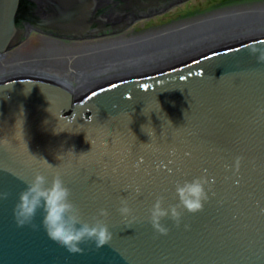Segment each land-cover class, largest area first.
Here are the masks:
<instances>
[{"label":"water","instance_id":"1","mask_svg":"<svg viewBox=\"0 0 264 264\" xmlns=\"http://www.w3.org/2000/svg\"><path fill=\"white\" fill-rule=\"evenodd\" d=\"M182 1L0 0V55L27 27L97 37ZM261 41L264 33L77 93L50 77L2 80L0 264H264V65L248 53ZM37 173L49 184L60 173L85 221L106 210L110 244L71 254L47 237L40 211L36 230L17 227L18 195ZM202 175L214 180L204 210L185 211L179 228L163 220L169 233L157 234L148 220L157 197L176 204L175 185Z\"/></svg>","mask_w":264,"mask_h":264},{"label":"bare ground","instance_id":"2","mask_svg":"<svg viewBox=\"0 0 264 264\" xmlns=\"http://www.w3.org/2000/svg\"><path fill=\"white\" fill-rule=\"evenodd\" d=\"M184 2L185 1L173 4L172 7L181 3L184 4ZM259 5H256V9L249 7H246L244 9H227L229 13H226V10L223 9L219 13L209 14L207 18H205L204 20L201 19L199 21V23L203 24V29L199 31L197 30L198 32L195 30L196 28L193 29L191 27L168 28L163 33H157L154 36L146 35V37L141 38L126 37L125 39L124 31L128 30L129 26H131L129 25L126 29L120 32L122 33L121 37L118 36V39L108 40L103 43L105 48L102 47L104 49L101 51L103 53H101V56L96 55V50H91L92 48H94L92 47L93 43H90L89 40H87L91 37L79 38L58 36L60 38L55 41V44H57L58 46H49V44L47 43L41 44L40 46L42 47L40 48L42 52H44L43 57L45 58L40 59V61L37 60V64H35L33 68L30 66L31 68L29 70H24L29 65L28 63L30 61V58H35L34 55L29 58L25 50V48L27 49V47L24 46L25 42L28 38V35H30L29 31L32 30V27H27L25 30V38L11 50L0 55V65L4 66L12 62L16 64V69L18 70L16 72L17 74L13 77L5 75H8V73H13V71H15L16 69L10 68L12 70L3 71L2 73H0V82L5 79L16 77H38L45 79L50 77L53 80H59L57 79L58 76L56 74H54L55 76L52 77L49 75L50 72L47 69L42 68V65H46L53 66L61 70L64 81L69 84H75L73 85V87L68 84V87L71 86L69 88L71 92L77 93L86 89V85H89V82L98 81L96 79L97 76L100 77L99 79L107 77V68H110V66H112V63L115 64L116 62H118V64L120 65L121 74H126L127 70L129 74L136 71L140 72L144 69L145 70L143 73H148L150 70H155V68H147L148 65L152 66V64L150 63H154V65H160L157 70L170 69L171 67H175L185 63L186 59H192L194 56L210 50L211 48L215 47L214 43L216 44L218 41L224 38V41H226L225 43H228L231 41L239 40L235 38L237 36H239L240 39H243L256 34L264 33V5L262 7ZM216 7H214L213 9H211V7H209L208 9H204L205 13H208L209 10L215 12L214 9ZM229 19L230 21H228ZM216 25L218 28L223 30V33H228L219 34L217 37L215 36L213 38H210L211 36H213L211 35L208 38L209 31L204 32L202 30H204V28L206 30H209L207 29L209 28V26L213 27ZM48 35L52 37V35L54 34L48 33ZM187 36H190L191 38L188 39ZM228 36L232 38L228 40ZM150 40L152 42H150ZM150 43L156 45V47H154V49H156L154 54H151L149 52ZM225 43H219L218 45H222ZM72 44H74V46L69 47ZM120 45L122 46L120 47ZM43 46L46 47V49L43 48ZM207 46H211V48H206ZM58 48L63 50L60 51ZM16 52L18 56H16ZM40 53L41 51L39 50L35 53V55L39 56ZM13 56H16L17 61L10 58ZM47 58L48 60H46ZM171 61L174 62L169 63ZM146 64L147 66H145ZM144 66L146 68L143 69ZM139 68L142 70L138 71ZM89 69L93 70L92 73H89Z\"/></svg>","mask_w":264,"mask_h":264},{"label":"clouds","instance_id":"3","mask_svg":"<svg viewBox=\"0 0 264 264\" xmlns=\"http://www.w3.org/2000/svg\"><path fill=\"white\" fill-rule=\"evenodd\" d=\"M248 53L256 58L258 64L264 65V46L253 45L248 49ZM241 159L242 157L236 158V168L239 167ZM225 170L231 171L232 166L225 165ZM24 182L26 188L19 193L18 202L13 209L17 227L30 225L36 230L37 226L32 221L40 211L43 215L42 227L47 237L71 254H82L84 249L81 245H94L98 251L110 244L113 233L106 223L109 213L101 209L99 215L92 218L91 223L85 221L81 209L70 199L71 190L65 185L60 173L53 176L50 184L47 177L40 173L31 181ZM212 184L214 180L210 181L206 175L177 183L174 199H177L178 203L167 207H164L165 197H157L149 209L148 217L153 230L161 236H167L169 229L162 223L163 220H171L175 227L179 228L185 211L193 215L202 212L204 205L209 202ZM140 194V189H136V195ZM8 196L7 192H0V200H6ZM120 205L118 212L121 217L127 219L132 216L127 198H121ZM261 214H264V209H261ZM184 227L186 231L189 230L188 225Z\"/></svg>","mask_w":264,"mask_h":264},{"label":"rangeland","instance_id":"4","mask_svg":"<svg viewBox=\"0 0 264 264\" xmlns=\"http://www.w3.org/2000/svg\"><path fill=\"white\" fill-rule=\"evenodd\" d=\"M177 3H180V2H177ZM256 5L257 6L259 5V6L262 7L264 5V0H185L184 4L181 3L179 5H174L173 7L170 6L168 9H166L164 11H161L159 13H156L154 15L137 19L136 21H134L131 24V26H129L128 30L124 31V35H125L124 37L126 39V37H128V38H141V37H146V35L154 36L157 33H161V32L163 33L168 28H183V27L184 28H188V27H191L193 29L196 28L195 30L199 31V30L203 29V26H202L203 24L199 23V21L201 19L204 20L205 18H207V16L209 14L219 13L223 9L226 10V13H229V11L227 9H230V10H232L234 8L235 9L236 8L237 9H244L246 7L255 8ZM209 7H211V9L216 7L214 9L215 12H213L212 10H209L208 13H205L204 9H208ZM228 21H230V19ZM207 29H209V30H206L204 28V30H202V31H204V32L209 31L208 38L211 35H213V36H211L210 38H213L215 36L217 37L219 34L228 33V32L223 33L222 32L223 30L218 28L217 25L213 26V27L209 26V28H207ZM129 33H131V34H129ZM29 34L30 35H28V38H27V40L25 42V47H27V49L25 48V50H26L27 56L29 58L32 57L33 55H35V53L37 51L41 50V48H40V47H42V46H40L41 44L47 43V44H49V46L50 45H57V44H55V42H49V41L45 42V41L41 40L40 37L42 35L43 36H47V37H51L46 32L37 31V29L33 28L31 31H29ZM121 34L122 33L118 32V33H114V34L102 35V36H99V37L98 36L97 37H91L90 39H87V40H89L90 43H93L92 47H94V48H92L91 50H96V53H97L96 55L97 56H101V53H102L101 51L105 48L103 43L105 41H108V40L118 39V36L121 37ZM128 34H129V36H128ZM203 34H205V33H203ZM238 37L239 36H237L235 38L240 39V37L239 38ZM51 38L59 39L60 37H58V35L57 36L56 35H52ZM187 38L189 39L191 37L187 36ZM230 38H232V37H230V36L227 37L228 40ZM224 39L218 41L216 44L214 43V45L217 46L219 43H225L226 41H224ZM151 40H150V42L153 41V40L152 41ZM63 43H64V41H63ZM78 43H80V42H78ZM81 43H83V42H81ZM83 44H85V43H83ZM199 44H202V43H199ZM150 45H151V43H150ZM72 46H74V44H72L69 47H72ZM121 46L122 45H120V47ZM211 46H207L206 48H211ZM102 47H104V48H102ZM43 48L46 49V47H44V46H43ZM58 49L60 51L63 50V49H60V48H58ZM149 52L151 54L155 53L154 52V48H152V46H150ZM44 58L45 57H43V59ZM35 60H36L35 58H30V61H35ZM46 60H48V58ZM173 62L174 61H171L169 63H173ZM117 64H118V62H116L115 64L112 63V66H110L111 69L107 68V72L108 73H107V77L103 76L104 80L102 78L99 79L100 77L97 76L96 79L98 81L89 82V85L87 84L86 88H89V87H92V86H95V85H99V84H102V83H106V82H109V81H112V80H115V79H119L121 77H126V76H129V75L141 74V73L144 72V70H145L144 68H146L145 66H147V64H146L143 67V69H144L143 71H140L142 69L139 68L138 71H140V72L136 71V72L128 74V70H127L126 74H121L120 73V65L118 64L119 65L118 66ZM150 64H152V66L148 65L149 67L147 66V68H155V70H157L159 68V66H160V65H156V64L154 65V63H150ZM30 66L31 65H28L26 68H31ZM42 68L47 69L50 72L49 73L50 76L53 77V76H55L54 74H56L58 76L57 79L64 81V79H63L64 77H63V74L61 73V70L57 69L56 67L42 65ZM155 70H153V71H155ZM92 71L93 70L89 69V73H92ZM16 74L17 73H11V74L8 73V75H5V76L13 77ZM95 75H97V74H95ZM67 84H69V83H67ZM69 85H71L73 87V85H75V84H69Z\"/></svg>","mask_w":264,"mask_h":264},{"label":"flooded vegetation","instance_id":"5","mask_svg":"<svg viewBox=\"0 0 264 264\" xmlns=\"http://www.w3.org/2000/svg\"><path fill=\"white\" fill-rule=\"evenodd\" d=\"M41 38V40L42 41H45V42H55V40H57V39H53V38H51V37H47V36H41L40 37ZM25 46V45H24ZM41 51V53H40V55L38 56H36V55H34L35 56V61H29V65H31V67H33L35 64H37V60H39L40 61V59H43V55H44V52H42V50H40ZM18 52V51H17ZM17 52H16V54H17ZM16 56H18V54L16 55ZM16 56L14 57H10L11 59H13V60H16L17 61V58H16ZM40 56H42V57H40ZM6 58V57H5ZM11 61V60H10ZM14 66V67H13ZM10 68H14V69H16V64H14V63H9V64H6V65H0V73H2L3 71H9V70H12V69H10ZM30 68H26V69H24V70H29ZM18 70L16 69L15 71H13V73H16Z\"/></svg>","mask_w":264,"mask_h":264},{"label":"snow or ice","instance_id":"6","mask_svg":"<svg viewBox=\"0 0 264 264\" xmlns=\"http://www.w3.org/2000/svg\"><path fill=\"white\" fill-rule=\"evenodd\" d=\"M261 43H264V41H261Z\"/></svg>","mask_w":264,"mask_h":264}]
</instances>
